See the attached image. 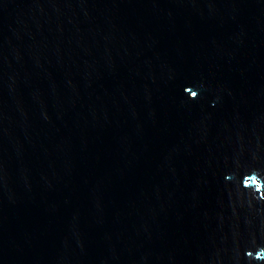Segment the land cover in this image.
<instances>
[{
    "label": "water",
    "instance_id": "1",
    "mask_svg": "<svg viewBox=\"0 0 264 264\" xmlns=\"http://www.w3.org/2000/svg\"><path fill=\"white\" fill-rule=\"evenodd\" d=\"M0 264H264V0H0Z\"/></svg>",
    "mask_w": 264,
    "mask_h": 264
}]
</instances>
